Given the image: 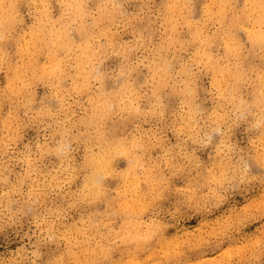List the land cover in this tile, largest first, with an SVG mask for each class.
Instances as JSON below:
<instances>
[{
  "label": "rangeland",
  "instance_id": "1",
  "mask_svg": "<svg viewBox=\"0 0 264 264\" xmlns=\"http://www.w3.org/2000/svg\"><path fill=\"white\" fill-rule=\"evenodd\" d=\"M255 1L0 0V264H264Z\"/></svg>",
  "mask_w": 264,
  "mask_h": 264
},
{
  "label": "bare ground",
  "instance_id": "2",
  "mask_svg": "<svg viewBox=\"0 0 264 264\" xmlns=\"http://www.w3.org/2000/svg\"><path fill=\"white\" fill-rule=\"evenodd\" d=\"M186 1V0H183ZM10 7H15V4L11 1L9 4ZM217 8L220 11V6L219 3H217ZM259 7H263L264 8V0H256L253 5L250 7L249 9H243L242 14L246 16L247 19L252 20L254 23H261L262 21V15L259 14L258 9ZM12 12L13 11H8L7 13H2V15L4 16V23L5 24H11V19L12 17ZM220 13L222 14V12L220 11ZM224 14H222V18H224ZM234 15H232L233 17ZM240 16L241 15H237L234 18H231V24L232 22H238L240 20ZM243 18V17H242ZM229 23V22H228ZM254 29V28H252ZM250 29V27H247V31H246V36L247 37H252L254 39V41L256 43H258L259 45H264V29L263 31H261V28L259 27V30H253ZM199 28L194 29L193 28V32L195 34H197L199 32ZM203 32L201 31V36H203ZM234 38V37H233ZM236 39V38H235ZM237 42L239 43V40H237ZM66 46V45H65ZM229 49H231V46L228 44ZM208 60H212V64H214L215 66V70L219 72L221 78H224L226 76V78L224 80L221 81H217L219 85H221L224 88H227L230 85V81L233 79H237L240 76H242V70H240L239 68H237L236 70H230L228 67L224 66H219L218 61L216 60L217 56L215 54H213L212 52L208 53L207 56ZM214 59V60H213ZM188 69V68H187ZM159 78H161V75H159ZM165 81L167 80L165 77L163 78ZM119 93L120 95H124L125 93H127L128 89H131V84L126 81L125 79H122L121 84L119 86ZM105 91L102 90V94H104ZM254 99H253V103L256 104L259 107H262V109L264 110V73H261L257 79V83H256V89H255V93H254ZM105 98V97H104ZM103 99V98H102ZM243 97L241 99L238 100V103L240 105L244 104L243 102ZM108 101V100H106ZM109 104V103H108ZM102 106V105H100ZM107 106V105H106ZM105 112L102 111L99 113V115L101 113ZM187 117V116H186ZM126 152H129V150L123 149ZM105 151L103 150L101 153L99 154H95V153H90L91 155L94 154V156H92L89 159V165L91 166V169L93 170L94 173V181L98 182V185H102L103 182H101V180L99 178H97V175L99 174V172L103 169L107 170V169H112L113 165L111 162V155H109V151L106 152V154H104ZM96 155V156H95ZM133 164V163H132ZM141 245H144V241H140Z\"/></svg>",
  "mask_w": 264,
  "mask_h": 264
}]
</instances>
